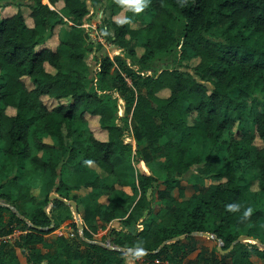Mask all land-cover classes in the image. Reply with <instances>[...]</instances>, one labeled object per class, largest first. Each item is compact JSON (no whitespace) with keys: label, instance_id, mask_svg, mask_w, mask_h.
<instances>
[{"label":"trees","instance_id":"trees-1","mask_svg":"<svg viewBox=\"0 0 264 264\" xmlns=\"http://www.w3.org/2000/svg\"><path fill=\"white\" fill-rule=\"evenodd\" d=\"M102 3L101 31L119 48L114 57L102 43L95 47L84 26ZM2 6L17 11L0 15V160L36 178L49 176L42 200L18 185L17 176L9 179L7 191L0 184V197L12 200L29 221L12 212L6 229L7 208L0 207V234L24 231L14 245L30 250L27 264H122V251L93 243L82 249L65 236L45 240L43 234L52 230L44 208L54 189L77 203L70 194L74 189L112 194L117 186L104 178L139 161L149 173L138 172L141 195L121 220L122 228L111 231L116 245L172 264L192 250L178 241L158 249L176 237L212 233L227 250L239 237L250 236L264 218V0H0ZM22 7L29 9L26 15ZM121 11L124 18H116ZM62 26L68 31L58 45L45 46ZM176 48L177 64L155 71L153 61ZM114 91L131 114L134 144L115 123ZM94 119L100 137L90 128ZM246 124H253V131L239 132ZM196 140L200 154L186 158ZM242 163L254 178H246ZM193 166L199 182L194 194L185 196L181 177ZM207 177L213 182L205 186ZM256 195L263 202L259 207L253 205ZM64 207L62 200H52L55 227L72 221L77 232L72 210L54 215ZM122 212L127 209L118 202L85 205L83 236L92 239L99 219L108 222ZM38 244L48 250L35 251ZM7 246L0 242V264H19ZM253 254L264 258V246L244 240L227 253L203 250L195 264H254Z\"/></svg>","mask_w":264,"mask_h":264},{"label":"crops","instance_id":"crops-1","mask_svg":"<svg viewBox=\"0 0 264 264\" xmlns=\"http://www.w3.org/2000/svg\"><path fill=\"white\" fill-rule=\"evenodd\" d=\"M44 1L47 2L48 0H44ZM8 163L9 162L5 161V158H2L0 160V169H2L3 165L6 167L0 171V184H1V186L7 184V182H9L10 178L17 176L18 177V185L25 186L27 188L26 191H28L31 194V196H35L39 200L44 199V197L48 193V187L46 185L49 181V179H48L49 176L47 174H44L43 176L38 175L36 178V177H34V174L32 173V171L24 172L23 169H14L12 164H8ZM27 163H29V162H27ZM142 165L145 168H143ZM29 167H30V164H26V168L28 169ZM119 169H123V170H119ZM59 170H60V168H59ZM134 170L137 173L139 171L149 173L148 167L146 166V164L143 161L135 162L130 168H127V165L126 166L122 165V166L117 168L115 176L107 177V178H104V180H103L104 183L117 186L116 190L112 194H107L106 192H104L102 190L92 189V188L74 189L70 193L72 197L76 196L78 199V203L75 200H73V201H75L77 203L80 221L82 222L84 227H85V224H84L82 215H83V212L85 209V205L90 204L93 201H97L99 204H102L103 207H110L112 202H118V204L124 205L126 207L127 212L118 213L114 219H112L111 221H108V222L105 220L99 219V225L97 227L96 232L93 233L92 239H88V238L84 237L81 234V232L79 231V228H78V231L76 232L75 228L72 225V221H64V222L62 221L58 227H55L54 229H52V231L43 234L45 240H47L48 242H52L57 236H65L66 238H69V240L78 241V243L81 244L82 249L87 248L86 243H93V244L103 246L109 250L122 251L123 252L121 255V258L123 259L122 264H146L147 262L152 260V259H149L148 256L145 254H138L137 250H134L132 248L120 247L119 245H116L113 241V238L111 237V231L113 229L119 230L122 228L121 223H120L121 220L127 218L128 214L130 212V209L134 206V204L140 198L141 192H140V189L138 186V179L136 177V179L134 180V175L132 173V171H134ZM9 171H11V174H8ZM31 173H32V175H31ZM120 179L124 181L122 186L118 185V183H117L118 180H120ZM212 182H213V180H212ZM211 183H209L208 185H210ZM204 185L208 186L206 184H204ZM192 189H194V183L192 184ZM7 190L4 189L3 191H7ZM180 191H182V193L185 196H191L194 194V191L189 194L187 188H185L183 186L182 182H181V186H180ZM14 192L17 194V191L14 190ZM54 193L57 194L55 189H54V192L52 194H54ZM175 193L178 196L179 190L176 189ZM49 199H50V197H49ZM63 199H66V198H63ZM52 200L53 199H50L49 205L47 207H45V208H47L48 212H49V207L52 205ZM66 200L71 201L72 199L71 200L66 199ZM1 201H4V203ZM66 205H67V207L61 208L59 210H54L53 211L54 215L55 216H59L58 214L69 215L68 211L72 210L73 218H74L73 221L77 222L78 219H77V216H76L72 206H70L68 204H66ZM0 207L7 208L3 211V217H4L3 226H6L5 224L10 219L12 212L16 213L22 219H25V220H27V222H29L28 219L23 214H21L19 212L17 207L13 206L12 200H7L3 197H0ZM20 208H23V209L25 208L24 202H22V203L20 202ZM155 209H156V211L160 210V206L155 204ZM27 212L29 213V211H27ZM51 216H52V214H51ZM77 224H78V222H77ZM133 225L136 226L137 224L134 223ZM5 228L8 229L9 227L6 226ZM21 231H22V229L18 228V229H15V231L13 233L0 234V242L8 244L6 250L7 251H9V250L14 251V253L17 256V260L19 261V264H27V256L29 255L30 250L25 249V248H21V247H17L14 245L15 240L21 235V233H20ZM250 232H251L250 236L259 241V243L255 242V241L254 242L257 245H259L260 248L262 249L264 246V218L260 219L256 223V225L254 227H252ZM83 241L85 243H83ZM176 241H178L179 244L182 246L192 247L191 248L192 250L189 251L188 253L184 254L183 256L181 255L179 262H177V263L174 262L172 264H195V262L197 261V258L199 256V254L201 253V251L204 250L206 252H211L215 248H217L218 244H219L213 238H210V237L202 235V234H195V233H193L191 235V238H189L188 235H185L182 238H180L179 240L168 241L167 244H170V243H173ZM34 250L35 251L39 250V251L44 253L48 249L46 247H43L42 244H38L34 248ZM251 261L254 264H264V258H261L257 254H253L251 256Z\"/></svg>","mask_w":264,"mask_h":264},{"label":"rangeland","instance_id":"rangeland-1","mask_svg":"<svg viewBox=\"0 0 264 264\" xmlns=\"http://www.w3.org/2000/svg\"><path fill=\"white\" fill-rule=\"evenodd\" d=\"M104 8H105V3L99 4V6L94 10L93 14L91 15V18L84 24V26L87 28L88 33L90 35L91 41L93 42V44L96 45L98 43H102L103 46L105 47L106 51L111 55V56H116L119 54V48L117 47L116 44H114L110 39L107 38L105 32L101 31V26L103 24L102 20H101V16H103L104 14ZM21 10L23 11V13L26 15L29 11V9H26V7H22ZM17 11V7L16 6H2L0 7V15L2 16H7L10 14H14ZM116 18H124V11L118 12V14H116ZM146 19L150 20L151 17L147 16ZM68 31V27L67 26H62L60 29H55V32L48 37L47 41H46V45L47 47H55L58 45L59 41L65 36L66 32ZM147 36H151L152 32L150 33H146ZM142 48L138 47V53L142 54ZM179 48L175 49L174 51L170 52V53H164V54H160L156 60L153 61L152 65L153 68L156 70H162L164 68H172L174 67L179 59ZM92 55H88V60L90 62V64L92 63ZM63 61V66L65 69L68 68L67 65V59H62ZM93 66V65H92ZM95 66H93L94 69ZM153 71V72H155ZM129 84L132 86L130 79H128ZM233 93H237V91H233ZM111 94L115 97L116 100V116L114 117L115 123L121 124L123 127H125V138L127 140V142H131L134 144V139L131 136V128H132V124H131V114L130 115H126L125 114V100L120 97V94L117 91L111 92ZM165 93H161V95H164ZM49 105H53V103H49ZM90 128L94 131V133L96 134V136L100 137L103 133V131H101V127L99 122H97V120H92V122L90 123ZM254 129V125L253 124H246L244 125L243 128H241V130L239 131L238 128H236V130H238L239 132H252ZM66 132V131H65ZM46 141H49V139L45 138ZM259 144L261 143L260 140H258ZM31 145L33 146V142L31 143ZM192 146L189 147V150L186 154V158H194L195 156L200 154V140H196L195 142H193L191 144ZM79 157V156H78ZM29 162V161H27ZM25 163V164H30L31 163ZM126 166V165H124ZM143 166V165H142ZM246 164L242 163L241 164V169L242 171H244L245 169V176L247 179H252L255 176V172L248 170L246 168ZM125 168V167H124ZM143 168H145L143 166ZM119 170H123V169H119ZM149 170V169H148ZM196 170L198 171V168L196 166H193L190 171L186 172L185 175H183L181 177V182L183 183V186L185 188H187L188 193H192L194 191V189H192V184L193 183H198L199 182V176L198 175H192V173L196 172ZM24 171V170H23ZM25 172V171H24ZM133 175H134V180L136 179V175L138 174L137 172L132 171ZM8 174H11V171H9ZM202 176V175H201ZM212 180L211 178L209 179L208 177L204 180V184L208 185L209 183H211ZM200 184L202 185V183L200 182ZM9 187H12V185L7 182V184L5 185L4 189H8ZM253 190H257L256 185H253ZM253 196V195H252ZM258 197L257 195L253 198V205L254 207H259L260 205H262L263 202H258ZM4 203V201H1ZM70 212V211H68Z\"/></svg>","mask_w":264,"mask_h":264},{"label":"water","instance_id":"water-1","mask_svg":"<svg viewBox=\"0 0 264 264\" xmlns=\"http://www.w3.org/2000/svg\"><path fill=\"white\" fill-rule=\"evenodd\" d=\"M50 199H59V200H62L65 204H68L70 206H72L76 216H77V222H78V228H79V231L81 232V234L83 235V231H84V225L82 224V222L80 221V216H79V211H78V207H77V203L73 200L71 201H68L66 199H63L61 196H59L58 194L54 193L50 196ZM47 214H48V217L51 221L50 223V226H48V230H52L55 228V221L53 219V217L51 216V214L47 211V208H45ZM36 228H39V227H36ZM195 234H202V235H205V236H208L210 238H213L215 239L219 244H218V250L223 252V253H227L228 251H230L238 242H241V241H244V240H248V241H255V242H258V240H256L255 238L251 237V236H248V235H243L241 237H239L236 241H234L231 246L227 249V250H223V241L218 238L215 234H212V233H208V232H195ZM183 236L185 235H182V236H179V237H176L174 238V240H179L180 238H182ZM168 241L164 242L162 244V246H164L165 244H167ZM161 246V247H162ZM160 247V248H161ZM159 248V249H160Z\"/></svg>","mask_w":264,"mask_h":264},{"label":"built area","instance_id":"built-area-1","mask_svg":"<svg viewBox=\"0 0 264 264\" xmlns=\"http://www.w3.org/2000/svg\"><path fill=\"white\" fill-rule=\"evenodd\" d=\"M26 232V231H25ZM21 234L24 233V231L20 232ZM146 264H171L168 260H164V259H159V258H155L153 260H150L149 262H147Z\"/></svg>","mask_w":264,"mask_h":264},{"label":"clouds","instance_id":"clouds-1","mask_svg":"<svg viewBox=\"0 0 264 264\" xmlns=\"http://www.w3.org/2000/svg\"><path fill=\"white\" fill-rule=\"evenodd\" d=\"M229 209H233L235 206H233V205H228L227 206ZM249 211H250V209H249ZM246 215H247V213H245Z\"/></svg>","mask_w":264,"mask_h":264}]
</instances>
